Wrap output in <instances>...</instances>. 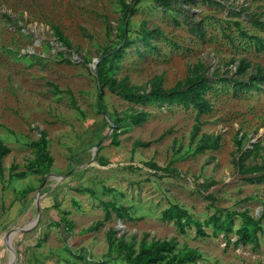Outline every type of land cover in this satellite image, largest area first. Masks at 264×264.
<instances>
[{
    "label": "rangeland",
    "instance_id": "obj_1",
    "mask_svg": "<svg viewBox=\"0 0 264 264\" xmlns=\"http://www.w3.org/2000/svg\"><path fill=\"white\" fill-rule=\"evenodd\" d=\"M173 1L170 11L138 0L124 25L119 0H0V143L9 150L0 156V264H264V183L236 165L264 164V84L217 85L199 123L193 108L149 104L135 106L146 122L116 128L135 104L107 85L106 115L99 109L100 57L114 49L123 57L107 55L102 69L112 61V76L141 90L155 78L170 89L198 64L234 80H248L236 73L241 61L264 71V50L234 23L264 39L250 22L264 21V0ZM202 134L219 135L220 147L192 154ZM171 207L207 235L165 219ZM214 215H231L233 230H216ZM245 226L256 242L240 240Z\"/></svg>",
    "mask_w": 264,
    "mask_h": 264
},
{
    "label": "trees",
    "instance_id": "obj_2",
    "mask_svg": "<svg viewBox=\"0 0 264 264\" xmlns=\"http://www.w3.org/2000/svg\"><path fill=\"white\" fill-rule=\"evenodd\" d=\"M138 0H133L131 4L126 3L124 0H119L120 12L122 14V20L127 23L129 15L132 11L133 4L137 3ZM165 9L170 10L172 8L173 0H159ZM184 5H189L190 3L196 4L194 0H182ZM203 4H208V0H201ZM179 10H184L183 6ZM171 11V10H170ZM187 24L189 25V31L198 37L203 38L205 36V31L200 22H194V20L186 18ZM250 22H253L257 27L264 29V21L260 18H252ZM237 29L240 31L243 38L250 39L254 42V45L258 50H264V39L260 36H251L247 33L239 22H234ZM122 25L120 24L119 27ZM53 32L55 37L62 41L66 46L70 47V43L63 36L62 31L59 27L54 26ZM150 34V32H148ZM144 45L149 46V51L157 49L153 47L150 39L144 40ZM130 46L127 47V49ZM124 50H112L108 54H103L100 57V63L98 66V75L96 77V82L98 85V105L100 111L106 115L104 108V97L105 89L107 85L109 89L117 94L120 98L134 103V107L126 111L122 117H117L113 121V125L116 128H129L132 125H140L148 120L149 113L143 110H138L135 108L136 105H155L159 108L165 106H183L185 108H193L197 111L196 122H200V117L210 113L213 109L212 101L209 99L208 95L219 84H229L232 85L235 92L239 90L248 89H260L259 84H264V71L259 68L256 73H249L250 64L241 61L237 67V75L248 76V80H234L233 78H228L223 76L218 72H210L207 70L203 64L196 65L184 80L178 81L172 88H164L162 84V78H155L151 88L149 90H141L137 87L130 86L127 80L121 79L117 80L112 76L115 73L116 67L112 66V61H109V66L105 70L102 69V62L107 60V55H116V57H123ZM65 59L62 54L59 55ZM64 61L70 62L65 59ZM200 132V128L195 126L193 138H197ZM42 138L36 144L33 145L36 148L43 149L44 145L47 143L46 136L42 133ZM221 137L219 135L202 134L199 138L195 148L191 150L192 154H201L207 150H217L220 147ZM240 143V142H239ZM259 145L253 146L252 149H248L245 153L252 154L254 150L259 149ZM9 150L1 145L0 143V156L7 154ZM175 157L173 161L177 160ZM238 172L242 175H250L246 178L249 183H264V164L261 166H253L249 169L245 168L241 160L237 161ZM154 169H161L156 163L152 164ZM2 168V161L0 159V169ZM264 216V214H263ZM164 218L168 220H173L178 228L184 232L186 227L192 225L198 227V236L204 237L207 235L206 231L201 228L200 222L193 219L191 216L187 215L185 218L178 212L175 207H171L165 210ZM210 223L213 224L216 230L232 231L234 227V220L231 215L222 219L220 216L214 215L210 218ZM240 235V240L243 242H256L257 236L252 234L248 228L242 227L238 230Z\"/></svg>",
    "mask_w": 264,
    "mask_h": 264
},
{
    "label": "water",
    "instance_id": "obj_3",
    "mask_svg": "<svg viewBox=\"0 0 264 264\" xmlns=\"http://www.w3.org/2000/svg\"><path fill=\"white\" fill-rule=\"evenodd\" d=\"M95 69H97V66L95 67Z\"/></svg>",
    "mask_w": 264,
    "mask_h": 264
}]
</instances>
